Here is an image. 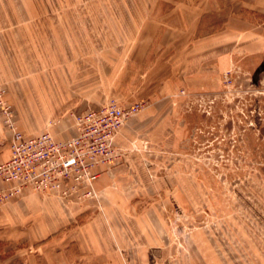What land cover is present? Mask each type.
<instances>
[{"label":"rangeland","instance_id":"obj_1","mask_svg":"<svg viewBox=\"0 0 264 264\" xmlns=\"http://www.w3.org/2000/svg\"><path fill=\"white\" fill-rule=\"evenodd\" d=\"M197 1L199 20L179 0H0V161L7 113L65 141L84 111L131 110L91 187L42 193L83 212L44 237L3 235L0 264H264V14ZM181 4L189 23L173 26ZM82 224L86 257L71 241Z\"/></svg>","mask_w":264,"mask_h":264},{"label":"built area","instance_id":"obj_2","mask_svg":"<svg viewBox=\"0 0 264 264\" xmlns=\"http://www.w3.org/2000/svg\"><path fill=\"white\" fill-rule=\"evenodd\" d=\"M130 114L131 110L114 103L89 109L76 116V133L57 141L48 132L24 135L7 113L13 133L9 157L0 162V181L9 186L0 189V201L18 195L25 187L40 193L54 192L61 198L91 187L94 169L112 163L113 134Z\"/></svg>","mask_w":264,"mask_h":264},{"label":"crops","instance_id":"obj_3","mask_svg":"<svg viewBox=\"0 0 264 264\" xmlns=\"http://www.w3.org/2000/svg\"><path fill=\"white\" fill-rule=\"evenodd\" d=\"M182 2H185V9L193 10V13L195 14L197 10L201 11L198 15V20L203 17V14L205 16V12L209 10V8H206L207 6L209 7V5H202V3L197 0H179L178 3ZM238 2H241V5H234ZM182 5L183 4L175 6L172 5L171 7L169 20L171 22L169 23L173 26L179 25L182 27L189 23L186 20L189 18L185 16L183 13L184 11L181 9ZM221 6L223 5H213L214 9L220 8ZM228 7L231 13L230 15H232V13L234 15V20L237 19L235 16H237L238 11L242 9H257L264 14V0H231ZM230 21L231 19L229 18L224 22V24H229L231 23ZM217 33L211 32L209 34H205L203 38L206 39L208 37L215 36ZM153 37L154 36H151L148 39V44L142 53H139V57L141 56L142 58L146 56L149 48L151 47ZM141 38L143 37L137 33L134 40L135 44L133 45V53H136V50L139 51V44L140 42H143ZM200 38L202 37H199V39ZM68 121L69 126L67 127V134L65 137L58 139H69L75 134L73 121L72 123L71 119ZM8 186V184L0 181L1 190L3 188H7ZM82 212L83 210L73 202L64 203L60 198L54 195H44L40 192L32 190L29 187H25L18 195L9 197L4 201H0V237L4 235L5 239L8 240L9 238L11 240L13 239L15 233H33L37 235V238L44 237L46 234L57 232L59 230L58 228H61L63 224L66 223V220L72 219ZM75 228L74 229L76 231L73 233H76L77 236L71 238V241L75 240L79 250L78 255L80 257H86V253L94 250L92 242L94 240L93 235L95 230L92 225L88 224H82L80 226H76ZM70 230V233H72L73 229Z\"/></svg>","mask_w":264,"mask_h":264}]
</instances>
